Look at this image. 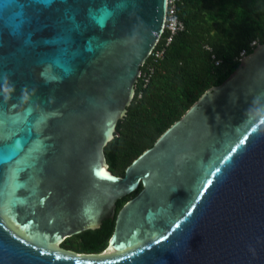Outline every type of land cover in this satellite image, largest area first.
I'll return each instance as SVG.
<instances>
[{
    "label": "water",
    "instance_id": "obj_1",
    "mask_svg": "<svg viewBox=\"0 0 264 264\" xmlns=\"http://www.w3.org/2000/svg\"><path fill=\"white\" fill-rule=\"evenodd\" d=\"M166 12L0 0V264H264V42L122 175L108 167ZM106 218L101 253L58 246Z\"/></svg>",
    "mask_w": 264,
    "mask_h": 264
},
{
    "label": "trees",
    "instance_id": "obj_2",
    "mask_svg": "<svg viewBox=\"0 0 264 264\" xmlns=\"http://www.w3.org/2000/svg\"><path fill=\"white\" fill-rule=\"evenodd\" d=\"M175 4L184 28L161 57L149 55L141 66L126 115L118 120L116 134L104 149L108 167L117 175L207 88L220 84L241 57L264 42V0H176ZM164 36L165 32L156 48ZM134 193L118 199L116 210ZM113 224L106 218L99 228L69 236L60 246L77 253H100Z\"/></svg>",
    "mask_w": 264,
    "mask_h": 264
},
{
    "label": "built area",
    "instance_id": "obj_3",
    "mask_svg": "<svg viewBox=\"0 0 264 264\" xmlns=\"http://www.w3.org/2000/svg\"><path fill=\"white\" fill-rule=\"evenodd\" d=\"M175 2L176 0H167V12H166L165 26H164V31H163L165 32V36H164L162 43L159 45V47L156 48L155 46V48L150 54L155 59L163 55L166 47L172 41L173 36L184 28L183 22L178 17ZM252 43L254 44L255 41H253ZM147 69L148 71L142 74V77L144 80L147 79L148 72L151 70L150 67H148Z\"/></svg>",
    "mask_w": 264,
    "mask_h": 264
},
{
    "label": "flooded vegetation",
    "instance_id": "obj_4",
    "mask_svg": "<svg viewBox=\"0 0 264 264\" xmlns=\"http://www.w3.org/2000/svg\"><path fill=\"white\" fill-rule=\"evenodd\" d=\"M136 192H137V191H136ZM134 194H135V193H134ZM124 196H125V195H124ZM132 196H133V195H132ZM132 196H131V197H132ZM122 197H123V196H122ZM122 197H121V198H122ZM128 199H129V198H128ZM60 245H61V244H60ZM107 246H108V244H107ZM107 246L105 247V249L107 248ZM60 247H61V246H60ZM100 253H101V252H100Z\"/></svg>",
    "mask_w": 264,
    "mask_h": 264
},
{
    "label": "rangeland",
    "instance_id": "obj_5",
    "mask_svg": "<svg viewBox=\"0 0 264 264\" xmlns=\"http://www.w3.org/2000/svg\"><path fill=\"white\" fill-rule=\"evenodd\" d=\"M58 246H60V244Z\"/></svg>",
    "mask_w": 264,
    "mask_h": 264
}]
</instances>
